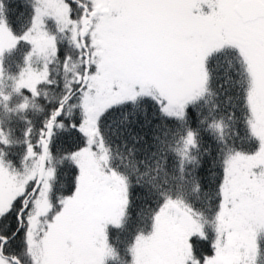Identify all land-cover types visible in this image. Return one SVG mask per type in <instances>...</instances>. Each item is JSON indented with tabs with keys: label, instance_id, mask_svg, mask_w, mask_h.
<instances>
[{
	"label": "snow or ice",
	"instance_id": "obj_1",
	"mask_svg": "<svg viewBox=\"0 0 264 264\" xmlns=\"http://www.w3.org/2000/svg\"><path fill=\"white\" fill-rule=\"evenodd\" d=\"M0 110V264H264V0H0Z\"/></svg>",
	"mask_w": 264,
	"mask_h": 264
},
{
	"label": "trees",
	"instance_id": "obj_2",
	"mask_svg": "<svg viewBox=\"0 0 264 264\" xmlns=\"http://www.w3.org/2000/svg\"><path fill=\"white\" fill-rule=\"evenodd\" d=\"M13 68H14V65H13ZM0 119H4L6 123H8V116H6L2 110H0ZM12 123H16V118L13 117L12 118Z\"/></svg>",
	"mask_w": 264,
	"mask_h": 264
}]
</instances>
